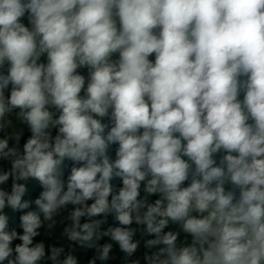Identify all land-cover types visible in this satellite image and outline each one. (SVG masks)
<instances>
[{
  "label": "clouds",
  "instance_id": "obj_1",
  "mask_svg": "<svg viewBox=\"0 0 264 264\" xmlns=\"http://www.w3.org/2000/svg\"><path fill=\"white\" fill-rule=\"evenodd\" d=\"M0 264H264V0H0Z\"/></svg>",
  "mask_w": 264,
  "mask_h": 264
}]
</instances>
